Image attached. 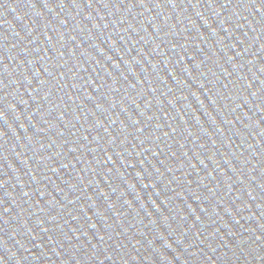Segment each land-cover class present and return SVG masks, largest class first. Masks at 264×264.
<instances>
[{
    "label": "water",
    "instance_id": "95a60500",
    "mask_svg": "<svg viewBox=\"0 0 264 264\" xmlns=\"http://www.w3.org/2000/svg\"><path fill=\"white\" fill-rule=\"evenodd\" d=\"M0 264H264V0H0Z\"/></svg>",
    "mask_w": 264,
    "mask_h": 264
}]
</instances>
